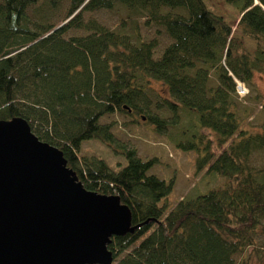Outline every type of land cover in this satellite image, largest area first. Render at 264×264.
Returning <instances> with one entry per match:
<instances>
[{
  "label": "trees",
  "instance_id": "16d2710c",
  "mask_svg": "<svg viewBox=\"0 0 264 264\" xmlns=\"http://www.w3.org/2000/svg\"><path fill=\"white\" fill-rule=\"evenodd\" d=\"M224 1L239 11L237 29L255 43L253 53L204 0H0V120L24 118L63 152L86 189L129 207L136 229L112 238L113 264H250L246 250L264 236V124L241 129L236 89V81L253 85L264 76V0ZM101 10L125 15L115 27L84 19ZM141 19L171 39L159 56L158 41L141 36ZM71 29L88 34L68 36ZM152 80L170 98H159ZM115 112L144 113L159 132L187 114L172 142L198 153V172L225 183L169 208L174 180L150 174L158 159L144 160L117 139L102 121ZM203 130L216 135L218 155ZM90 139L127 164L113 171L101 158L80 156Z\"/></svg>",
  "mask_w": 264,
  "mask_h": 264
},
{
  "label": "water",
  "instance_id": "95a60500",
  "mask_svg": "<svg viewBox=\"0 0 264 264\" xmlns=\"http://www.w3.org/2000/svg\"><path fill=\"white\" fill-rule=\"evenodd\" d=\"M135 229L120 197L86 189L24 118L0 120V264H113L112 238Z\"/></svg>",
  "mask_w": 264,
  "mask_h": 264
},
{
  "label": "rangeland",
  "instance_id": "374dc122",
  "mask_svg": "<svg viewBox=\"0 0 264 264\" xmlns=\"http://www.w3.org/2000/svg\"><path fill=\"white\" fill-rule=\"evenodd\" d=\"M207 8L215 14L223 16L232 26L233 35L242 40L244 48L253 53L255 43L246 37H243L237 29V22L240 16L239 11L232 5L227 4L224 0H204ZM125 13L122 10L107 11L101 10L96 12H87L84 19H97L100 23L108 27H115ZM144 19H141V36L145 40L156 39L158 46L156 55L159 56L162 50L171 42V39L165 33V30L156 25H146ZM58 25L60 22H58ZM63 24H60V26ZM88 33L71 29L67 32L68 36H84ZM150 86L158 97L170 98L168 88L165 84L152 80ZM248 89L246 96L238 98L239 115L241 117V129L249 131H259L264 124V76L257 74L253 85H245ZM167 118L171 117V112H160ZM144 119L139 115L128 116L119 112L105 116L102 121L111 123L112 130L120 142L127 144L137 150L138 155L144 159H158V162L149 170L150 174L166 181L174 180L173 190L168 196L167 202L169 208L183 198L195 197L207 191L210 188L222 186L225 178L218 174H208L206 171L198 172L196 169V151H183L178 149L171 140V135L176 136V132L181 127H186L190 117L183 113L179 124L176 127L169 126L166 132H159L155 126L148 124L144 113ZM203 133L213 141L214 155L222 151V147L217 145V137L209 130H203ZM180 137V136H178ZM83 157H98L103 159L113 171L120 170L127 164L126 158L122 154H117L113 148L104 144L98 139L86 140L82 143L79 153ZM257 164L263 163V158L255 156ZM258 249L253 250L249 247L245 254L248 256L250 264H264V236H260L257 242ZM236 260L241 256L236 255ZM114 259H117L116 257Z\"/></svg>",
  "mask_w": 264,
  "mask_h": 264
},
{
  "label": "built area",
  "instance_id": "2783aa9c",
  "mask_svg": "<svg viewBox=\"0 0 264 264\" xmlns=\"http://www.w3.org/2000/svg\"><path fill=\"white\" fill-rule=\"evenodd\" d=\"M236 89L240 97L246 96L248 93L246 86L239 81H236Z\"/></svg>",
  "mask_w": 264,
  "mask_h": 264
}]
</instances>
